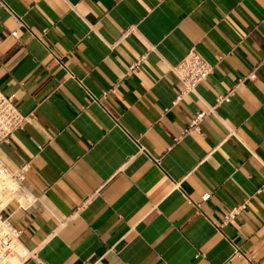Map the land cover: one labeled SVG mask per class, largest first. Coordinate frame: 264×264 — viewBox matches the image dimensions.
<instances>
[{"label":"crops","instance_id":"0c3cea01","mask_svg":"<svg viewBox=\"0 0 264 264\" xmlns=\"http://www.w3.org/2000/svg\"><path fill=\"white\" fill-rule=\"evenodd\" d=\"M3 2L0 90L31 115L0 144L37 198L4 210L26 264H264V0ZM193 50L215 69L183 95Z\"/></svg>","mask_w":264,"mask_h":264},{"label":"built area","instance_id":"2783aa9c","mask_svg":"<svg viewBox=\"0 0 264 264\" xmlns=\"http://www.w3.org/2000/svg\"><path fill=\"white\" fill-rule=\"evenodd\" d=\"M0 2L4 8L13 14L3 0H0ZM18 20L22 23L20 18ZM12 35H16V32H12ZM139 62L137 61V63L130 66V73L137 68ZM175 69L183 81L184 87H186L182 93L184 95L194 91L200 82L212 75L215 68L203 59L196 50H193ZM249 76L255 78L256 75L253 72ZM108 94L109 91H105L102 96L106 97ZM181 96L179 95L176 101ZM230 96L231 93L219 95L215 106L207 111L198 112L190 121L189 126L184 130L183 134L192 133L195 130L200 131V122L213 111L218 103L229 101ZM30 120L31 115H23L21 110L16 106L14 96L7 95L0 90V144L7 143L12 133L16 130L23 129L24 123ZM141 149L147 154H150L142 145ZM28 168V165H24L20 170L12 171L0 158V264H26L31 258H36V252L28 250L19 241L21 230L10 221L9 216L4 214L5 208L12 201H16L24 209H28L36 201L37 198L24 185ZM206 197H208L207 193L203 195V198ZM244 208L245 205L243 204L234 206L225 216V222L227 223L235 219V216ZM237 253L243 254L241 250H237Z\"/></svg>","mask_w":264,"mask_h":264}]
</instances>
